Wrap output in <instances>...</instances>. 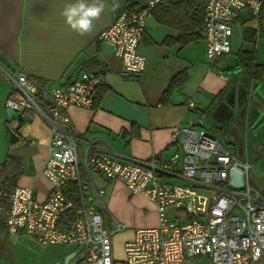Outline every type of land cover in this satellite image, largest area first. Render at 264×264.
<instances>
[{"label":"built area","instance_id":"1","mask_svg":"<svg viewBox=\"0 0 264 264\" xmlns=\"http://www.w3.org/2000/svg\"><path fill=\"white\" fill-rule=\"evenodd\" d=\"M161 1L147 0L140 8L120 10L96 35L98 41L113 47L123 77L139 76L144 70L145 57L138 47L147 18ZM262 5L264 0H205L202 34L210 65L218 56L230 54L232 22L239 13L247 9L258 20ZM256 31L258 34L260 29ZM0 78L10 87L4 107L13 116L6 125L16 131L32 113L49 127L42 168L50 183L47 197L38 201L33 186L13 187L5 217L9 236L22 231L41 245H73L71 264H116L112 239L128 225L113 216L105 219L104 190L92 178V170H97L106 178L122 181L156 209V225L135 229L133 237L123 243L124 264H264V184H251L249 159L233 154L202 127L201 119L195 123L188 116L171 133L172 142L183 152L179 174L188 185L159 178L160 172L170 171V164L162 162L158 154L122 162L91 144L82 174L78 147L83 140L72 128L67 108H93L103 76L82 71L71 82L52 87L45 97L34 78L20 67L11 70L1 60ZM186 107L195 108L191 98ZM175 159L173 155L171 162ZM231 170L240 173L241 185L231 183ZM69 183L77 185L81 205L66 226L61 224L62 214L73 207L63 190ZM201 187L211 189L205 197L207 209L205 201L201 202Z\"/></svg>","mask_w":264,"mask_h":264},{"label":"crops","instance_id":"2","mask_svg":"<svg viewBox=\"0 0 264 264\" xmlns=\"http://www.w3.org/2000/svg\"><path fill=\"white\" fill-rule=\"evenodd\" d=\"M146 1L106 0L108 7L94 22L93 31L79 35L65 25L60 15L73 0H0V56L35 79L41 86V97L47 96L52 87L71 82L82 71L103 76L102 92L93 108L72 105L67 108L71 126L83 140L78 147L82 174L83 160L95 146L122 162L146 160L151 154H158L162 162L170 164V171L160 172L159 178L188 185L179 174L183 152L172 142L171 133L189 116L195 123L201 119L202 127L220 138L233 154L248 158L251 173L259 175L254 177L256 186L260 187L264 184V76L252 80L238 68L228 70L227 55L218 56L210 65L203 34L201 39L186 45L177 42L179 25L173 19L183 13L178 0L161 1L147 18L138 47L146 63L139 76L123 77L122 64L113 47L97 40L98 32L110 25L120 10L140 8ZM261 24L250 11L242 10L232 22L231 52L239 48L253 50L255 63L264 64V36L258 37L256 31ZM246 30L256 32L250 42L243 40ZM243 43L248 47H242ZM181 71L187 72V80L172 91L166 102H161L171 78ZM8 94L9 89L0 94L5 125L4 100ZM189 98L195 103L191 110L186 107ZM17 134L21 141L8 144L5 154L21 159L23 172L16 185L33 186L35 198L43 201L50 188L42 174L48 124L28 113L27 119L19 124ZM173 155L176 159L171 162ZM92 178L104 190L101 200L105 219L108 221L113 216L128 225L119 233L122 245L133 237L135 229L156 225L155 206L143 195L130 192L122 181L106 178L97 170H92ZM67 187L70 183L64 188ZM207 194L204 189L200 191L201 202ZM9 237L14 242L13 255L11 259L0 260V264H26L27 258L23 252L18 254L16 243L28 235ZM27 245L28 242L21 240L20 249H26ZM74 250L73 245L62 246L51 256L50 264H71Z\"/></svg>","mask_w":264,"mask_h":264},{"label":"trees","instance_id":"3","mask_svg":"<svg viewBox=\"0 0 264 264\" xmlns=\"http://www.w3.org/2000/svg\"><path fill=\"white\" fill-rule=\"evenodd\" d=\"M169 1L173 2L174 0ZM177 3L181 5L183 13L180 18L173 19V22L179 25L178 28L180 31L176 41L181 45H186L187 43L195 42L201 39L203 29L204 0H178ZM260 21L262 24L259 28L260 31L258 33V37L264 36V5H262L261 8ZM247 32H249L248 36L246 34ZM255 36L256 32L251 33V31L246 30L243 40L250 42L252 37ZM167 42H169V40H165V43ZM231 53L233 52L230 51V54ZM233 54L238 62L237 68L240 69L242 73L248 75L252 80H258L264 76V64L255 63L253 50L239 48ZM186 80V71H181L174 75L171 78L168 87L163 92L160 101L166 102L172 91L185 83ZM101 92L100 88L96 102L99 100ZM19 141H21L20 137L18 142ZM8 143L12 144L9 141ZM22 172V163L20 158L5 155L0 161V260L11 259L13 255L14 242L6 232L5 217L6 211L9 208V194L16 185L17 179L21 176ZM64 192L73 201V207L62 214L61 224L69 226L73 220L75 210L80 207V195L75 183H70V187H67L66 189L64 188ZM22 234V231L18 233V235Z\"/></svg>","mask_w":264,"mask_h":264},{"label":"rangeland","instance_id":"4","mask_svg":"<svg viewBox=\"0 0 264 264\" xmlns=\"http://www.w3.org/2000/svg\"><path fill=\"white\" fill-rule=\"evenodd\" d=\"M238 39H239V34L234 39V41L238 40ZM236 43H237V41H235L233 43V47H234V44H236ZM239 43L241 44L242 42L240 41ZM236 47H239V46H236ZM242 47L247 48L248 45L243 43ZM8 89L10 91V87H9V85H7V82L5 80H3L2 78H0V94H4ZM4 118H5V111L0 106V161L5 156L6 150H7V145L9 144L8 140H7L6 130H5L6 125H5V123H3ZM257 173L260 174L259 171H257ZM256 175H258V174L253 172V173H251V177H250L251 184L254 186L257 185L256 179L254 177ZM203 189L206 190L208 193L211 192V189H207L205 187H201L199 189V191H201ZM207 205H208V202L206 200L205 206H204L205 209H207V207H208ZM21 240L28 242V245L25 246L26 249H24V250L20 249ZM16 244L19 247L18 251H17L18 254L23 252L25 257L27 258V260H24V262L26 264H28V263L29 264H50L51 263V261H50L51 256L54 255L55 253H57L59 250H61V247H62L61 245H58V244L41 245L38 242H36L30 236L23 237V238L19 239ZM113 256L115 257V259H117L116 264H124L123 260H122L123 259V251H122L121 234L115 235V237L113 239ZM6 264H8V263H6ZM53 264H55V263H53Z\"/></svg>","mask_w":264,"mask_h":264},{"label":"clouds","instance_id":"5","mask_svg":"<svg viewBox=\"0 0 264 264\" xmlns=\"http://www.w3.org/2000/svg\"><path fill=\"white\" fill-rule=\"evenodd\" d=\"M107 7L106 0H73L65 5L60 15L70 30L79 35H86L93 31L94 22Z\"/></svg>","mask_w":264,"mask_h":264},{"label":"water","instance_id":"6","mask_svg":"<svg viewBox=\"0 0 264 264\" xmlns=\"http://www.w3.org/2000/svg\"><path fill=\"white\" fill-rule=\"evenodd\" d=\"M0 60L3 63H5L8 67H10L11 70H14V66H11V64L9 62H7L5 58H3V57L0 56ZM225 61H226V68L228 70H231L233 68H237L238 67L237 59L235 58V56L233 54H228L225 57ZM12 116H13V111L11 109H7L6 110V119H7V122H10L11 121ZM5 130H6V135H7L8 141L10 143L14 144V143L18 142L19 136L16 133V131L10 129L7 125L5 127ZM230 176L233 178V180H231V183L233 185H235V186L241 185L242 180H241L240 173H238L235 170H231L230 171Z\"/></svg>","mask_w":264,"mask_h":264}]
</instances>
